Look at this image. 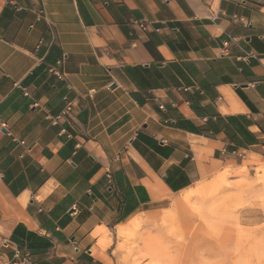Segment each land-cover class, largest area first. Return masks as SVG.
Segmentation results:
<instances>
[{
  "label": "crops",
  "instance_id": "crops-1",
  "mask_svg": "<svg viewBox=\"0 0 264 264\" xmlns=\"http://www.w3.org/2000/svg\"><path fill=\"white\" fill-rule=\"evenodd\" d=\"M249 162L264 0H0V264H133Z\"/></svg>",
  "mask_w": 264,
  "mask_h": 264
},
{
  "label": "rangeland",
  "instance_id": "rangeland-1",
  "mask_svg": "<svg viewBox=\"0 0 264 264\" xmlns=\"http://www.w3.org/2000/svg\"><path fill=\"white\" fill-rule=\"evenodd\" d=\"M148 227L133 264H264V162L229 169ZM149 227V228H151Z\"/></svg>",
  "mask_w": 264,
  "mask_h": 264
},
{
  "label": "built area",
  "instance_id": "built-area-1",
  "mask_svg": "<svg viewBox=\"0 0 264 264\" xmlns=\"http://www.w3.org/2000/svg\"><path fill=\"white\" fill-rule=\"evenodd\" d=\"M42 17H46V15H45L44 12L42 13ZM225 45L227 46L228 43H225ZM249 57L254 58V59H257V57L254 56V55H249ZM51 72L55 73V74L58 76L59 79H62V76L59 75V74H57V73L55 72V69H52ZM25 95H26V96H29L28 93H25ZM161 109L164 110V107H161ZM69 112H70V109H67V110L64 111L60 116H57V117H51V118H49V119L52 121L53 124H57V123L59 122V120H61V119H62L63 117H65L66 115H68ZM22 144H24V143H22ZM24 263H25V264H31V262L29 261V259H26Z\"/></svg>",
  "mask_w": 264,
  "mask_h": 264
},
{
  "label": "bare ground",
  "instance_id": "bare-ground-1",
  "mask_svg": "<svg viewBox=\"0 0 264 264\" xmlns=\"http://www.w3.org/2000/svg\"><path fill=\"white\" fill-rule=\"evenodd\" d=\"M186 196V195H185ZM189 198V196L188 197H186V199H188Z\"/></svg>",
  "mask_w": 264,
  "mask_h": 264
}]
</instances>
